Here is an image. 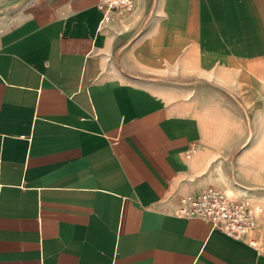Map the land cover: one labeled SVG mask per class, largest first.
<instances>
[{
    "label": "crops",
    "instance_id": "crops-1",
    "mask_svg": "<svg viewBox=\"0 0 264 264\" xmlns=\"http://www.w3.org/2000/svg\"><path fill=\"white\" fill-rule=\"evenodd\" d=\"M98 1L0 0V264H264L262 194L233 178L264 185V146L234 156L219 96L156 78L243 77L264 127V0H135L105 23ZM210 185L251 205L245 238L173 212Z\"/></svg>",
    "mask_w": 264,
    "mask_h": 264
},
{
    "label": "rangeland",
    "instance_id": "rangeland-1",
    "mask_svg": "<svg viewBox=\"0 0 264 264\" xmlns=\"http://www.w3.org/2000/svg\"><path fill=\"white\" fill-rule=\"evenodd\" d=\"M164 81L167 87L179 89L183 87L191 94L196 91L202 92L204 98L208 101L213 96H219L224 103V112H220V126L224 128L227 135L224 138L226 142L232 144V152L234 156L241 152L247 146H264V127L258 118V104L256 98L260 94L259 88L248 86L246 79L240 76L232 77V82L220 84L213 87L209 78H200L195 74H180L178 72H170L156 76ZM256 81L257 78H255ZM215 85V84H213ZM212 86V87H211ZM216 86V85H215ZM255 100L252 101V99ZM233 159V158H232ZM235 185L240 188L249 190H259L262 195H247L258 198L255 204L264 210V204L259 200L264 198V185L249 184L242 176L233 174ZM231 196V195H229ZM256 244L264 245L263 236L255 238Z\"/></svg>",
    "mask_w": 264,
    "mask_h": 264
},
{
    "label": "built area",
    "instance_id": "built-area-1",
    "mask_svg": "<svg viewBox=\"0 0 264 264\" xmlns=\"http://www.w3.org/2000/svg\"><path fill=\"white\" fill-rule=\"evenodd\" d=\"M135 0H99L101 23L108 22L116 15L131 13ZM190 150L186 156H190ZM174 213L181 216H196L227 235L243 239L258 223L252 214L251 205L242 198H234L216 186H207L198 194L183 195L176 204Z\"/></svg>",
    "mask_w": 264,
    "mask_h": 264
},
{
    "label": "bare ground",
    "instance_id": "bare-ground-1",
    "mask_svg": "<svg viewBox=\"0 0 264 264\" xmlns=\"http://www.w3.org/2000/svg\"><path fill=\"white\" fill-rule=\"evenodd\" d=\"M252 214L257 217V215L252 211Z\"/></svg>",
    "mask_w": 264,
    "mask_h": 264
}]
</instances>
